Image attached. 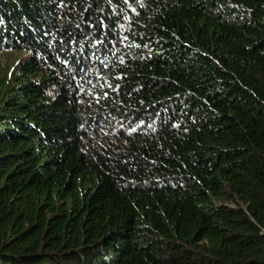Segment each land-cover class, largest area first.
<instances>
[{"label": "trees", "instance_id": "trees-1", "mask_svg": "<svg viewBox=\"0 0 264 264\" xmlns=\"http://www.w3.org/2000/svg\"><path fill=\"white\" fill-rule=\"evenodd\" d=\"M7 52L0 264H264V0H0Z\"/></svg>", "mask_w": 264, "mask_h": 264}, {"label": "rangeland", "instance_id": "rangeland-1", "mask_svg": "<svg viewBox=\"0 0 264 264\" xmlns=\"http://www.w3.org/2000/svg\"><path fill=\"white\" fill-rule=\"evenodd\" d=\"M24 57V56H22ZM19 60L18 56L15 54L7 52L0 54V78L5 74L16 73L17 62Z\"/></svg>", "mask_w": 264, "mask_h": 264}]
</instances>
